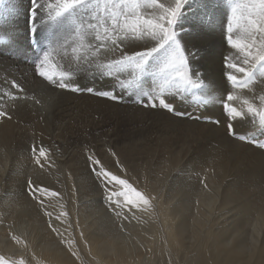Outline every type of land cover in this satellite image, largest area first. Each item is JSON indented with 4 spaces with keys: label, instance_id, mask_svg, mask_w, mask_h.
Segmentation results:
<instances>
[{
    "label": "rangeland",
    "instance_id": "1",
    "mask_svg": "<svg viewBox=\"0 0 264 264\" xmlns=\"http://www.w3.org/2000/svg\"><path fill=\"white\" fill-rule=\"evenodd\" d=\"M144 1L0 0V57L19 61L14 67V78L7 77L0 83V99L5 94L7 99L21 91L17 95H23V100L36 99V95H32L34 92L25 88V78L31 81L36 78L55 91L87 95L111 104L161 111L177 119L215 125L231 139L264 153L262 96L258 92L260 99L252 96L250 102L241 98L248 90L252 93L253 85L257 91L264 85L261 82L264 79V52L261 53L264 0H231L226 2L228 8L220 0H214L217 3L209 6L216 12L209 14L205 10L206 0H175L164 19L158 14L154 16L152 11L144 13ZM147 1L153 7L160 4L159 0ZM127 31L132 34L128 35ZM184 33L193 37V44L183 39ZM121 35L129 36L127 39L131 41L120 44ZM143 40H155V43L137 50L138 43ZM217 42L222 46V53L209 61L207 50ZM252 57L256 59L252 61ZM242 60L245 65L239 64ZM19 64L23 68L20 69ZM234 67L243 69L244 74L238 76ZM206 73L213 81L205 79ZM218 76L226 86L224 91L216 88L221 84ZM240 98L244 102H230ZM258 100L260 103L254 102ZM3 107L4 104H0L1 112ZM213 108L216 111H209ZM98 117L96 114L95 118ZM28 134L21 137L20 150L15 149L18 153L23 150L24 163L13 166V156L5 152L0 154V264H50L39 257L43 256L44 248L65 251L73 264H97L102 257H95L97 260L92 262L82 243L91 241V234L101 232L124 242L133 264L146 261L147 264H184L185 252L177 253V249L167 245L163 249L164 260L157 259L154 246L159 241L166 242L158 198L161 196L173 213L183 196L171 193V185L182 190L185 185H196L197 193L198 190L213 193L208 178L213 172L209 166L201 172L181 163L156 181L149 170L151 167L141 164L145 162L143 159L139 160L135 171L115 153L108 137L83 133L74 146L86 164L95 194L86 197L77 194L72 199L70 187L63 182L64 144L50 138L45 142V138ZM20 176L24 177L20 179ZM22 196L37 212L39 221L35 224L19 221L12 213L17 205L21 207ZM206 203L198 197L190 198L191 206L186 210L190 214V227L200 218V211L207 208ZM43 235L51 245L44 242Z\"/></svg>",
    "mask_w": 264,
    "mask_h": 264
},
{
    "label": "bare ground",
    "instance_id": "2",
    "mask_svg": "<svg viewBox=\"0 0 264 264\" xmlns=\"http://www.w3.org/2000/svg\"><path fill=\"white\" fill-rule=\"evenodd\" d=\"M159 1L160 4L153 7L148 4L150 1L145 0L142 3V10L144 13L152 11L154 12V16L155 14H158L159 17H163L164 19L169 15V10L173 7L175 0ZM220 1L226 6L225 8H228L226 2H231V0ZM215 2L216 1L214 0H206L205 10L207 12H205L207 14L214 11L216 12L215 8L209 6ZM123 10H127L125 6ZM108 11L109 14H112L110 10ZM127 32L130 33L128 35L132 34L131 31ZM127 38L121 35L120 40L122 43L120 44L123 45V43H129L131 40H128ZM192 38V36L184 33L183 39L188 44L193 42ZM147 41L148 42L138 41L139 45H137V50L146 49L155 43V40ZM203 41H206V39ZM196 42L199 41L196 40ZM211 47L212 49H206L207 56L209 55L208 58H210L209 61L213 58L212 56H217L219 52L222 53V46L220 43L217 42V44H214ZM129 49L131 50V48ZM263 52L264 47L261 53ZM212 53L214 55H212ZM114 56L115 55H113V57ZM255 59L256 57L251 58L252 61ZM238 62H240L239 64L245 65L244 60ZM18 63L19 61L14 58L12 59L5 56L0 57V83H4V79L7 77L14 78L13 71L16 69H14V67L15 64ZM19 67L21 69L23 68V65L19 64ZM206 67L208 68L209 66L206 65ZM233 69L238 76L244 74V70L241 68L234 67ZM207 73V78L205 79L213 81ZM219 79L220 76L217 77L218 81ZM25 81L27 85L26 87L23 86L27 88L29 92H34L32 95L35 94L36 99H33V97L32 99L27 97L29 101L26 99L23 100V95H17L21 94L22 91L16 92L13 96L9 95L12 97L7 96V99L5 94L0 99V104H4L3 112L0 110V154L5 152L8 155L13 156V166H15L16 163L21 164L24 160V154H22L23 150L21 153H18L19 151L17 152L15 149L17 147L20 150V143H22L21 137L23 134L29 135L28 132L34 134L36 137L45 138V142L50 138L51 141L54 139L64 144L63 149L65 154L63 153V156H65V158L63 159L64 164L66 165V170L63 182L70 187V196L72 199H75L77 194L85 197L87 195L92 196L95 194V186L90 179L91 176L89 177L86 173V164L81 160V156L79 155L80 151L74 146L76 140L80 138L81 135H84L83 133L93 135L102 134L108 137V141L112 143V146L116 151L115 153L120 159H124V161L135 171H137L140 164L139 160L143 159L145 162L141 164H147L151 167L149 170L154 174V180L156 181L159 179L160 175L168 174L171 168H175L182 164L189 166V168L194 167L196 171L201 172L205 166H209L213 172V175L208 177L213 185V193H208L203 190H198L197 193L196 185H185L186 187H183V190L182 188L171 185V193L174 192L183 196L180 198L181 201L179 207H177L176 211L173 213L170 211L168 203L159 196L158 212L160 222L164 227L163 231L166 237V239H164L166 242L163 243L159 241L154 246V248H156L155 251L158 253L157 259L159 261L164 260L163 249H165V245H167L168 247L177 249V253L181 250L185 252V254L182 252L184 254L182 256L184 264H264L263 152L237 140L231 139L226 133L219 129L220 127L216 128L215 125L213 126L210 124L197 123L195 121L177 119L161 111H150L132 106L111 104L107 101L87 95L77 96L61 91H55L44 86L41 82L36 80V78L32 81L30 78H25ZM12 82L13 81H11V83ZM261 82L264 83V79H262ZM220 83L221 84L216 88H222L221 90L224 91L226 86L224 82ZM216 84L218 85V83ZM2 88L5 89V87ZM252 88H254L252 93L251 90H248L244 95L241 94V98H246L247 101H249V99L253 100L252 96H254V98L256 97L258 99V92H260L259 94L262 96L261 102H264V85L259 91L255 89L254 85ZM2 94L3 93H1V95ZM241 98L239 100H231L230 102H244ZM254 102L260 103L259 100ZM209 111H216V108L209 109ZM96 114L99 116L97 119L95 118ZM95 131H97V133H95ZM46 150L48 151V149ZM26 155L28 156V154ZM162 155H164L165 158H162ZM56 169L57 168L55 167V171ZM38 171L40 172V170ZM34 173L36 174V170H34ZM44 176L42 177L44 178ZM23 177L24 176H20V179ZM26 178L28 179V177ZM13 179L15 180V178ZM191 197H193V199L194 197H198L201 201H204V203H206L205 201L208 202L205 204L207 205V208L204 211H200V218L195 219L196 217H193L195 219V225L193 227L189 226L190 214L186 211L188 207L191 206ZM20 199L19 202L21 207L17 205L16 208L12 210L16 219L31 224L38 222L39 219L36 210L30 207L25 196H22ZM127 200L129 201L128 197ZM127 200L126 202H128ZM204 219L206 221H204ZM219 225H222V227ZM37 226L39 225L37 224ZM156 230L157 229L154 231ZM41 238L45 239L44 242L46 244H49L50 240L47 236L43 235ZM89 238L91 241L86 243L83 242L82 247L92 262L102 257L97 264H133L128 257L129 254L127 253L126 245L115 236L106 232H101L99 234H91ZM158 240H160V237ZM25 245L26 244H24V246ZM42 251L44 254L39 257H42L50 264H73L71 257L65 251L52 248H50L49 251L44 248ZM95 257L97 259H95ZM188 258L189 260L187 261Z\"/></svg>",
    "mask_w": 264,
    "mask_h": 264
}]
</instances>
